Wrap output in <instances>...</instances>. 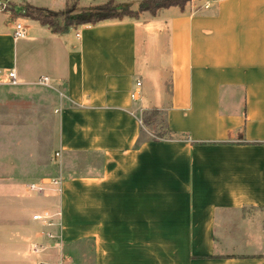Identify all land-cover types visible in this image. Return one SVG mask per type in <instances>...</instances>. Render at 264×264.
Instances as JSON below:
<instances>
[{"label":"crops","instance_id":"obj_1","mask_svg":"<svg viewBox=\"0 0 264 264\" xmlns=\"http://www.w3.org/2000/svg\"><path fill=\"white\" fill-rule=\"evenodd\" d=\"M24 19L0 11V87L14 72L11 87L55 92L59 168L15 177L4 161L0 264H264V0H196L63 35ZM154 109L175 137L137 146ZM244 210L262 217L228 232ZM46 213L51 224L34 219Z\"/></svg>","mask_w":264,"mask_h":264},{"label":"rangeland","instance_id":"obj_2","mask_svg":"<svg viewBox=\"0 0 264 264\" xmlns=\"http://www.w3.org/2000/svg\"><path fill=\"white\" fill-rule=\"evenodd\" d=\"M109 1L111 0H0V4L6 6L5 11L20 12L21 8L29 2L38 7H48L53 10L71 7L74 9V14H80L83 9L96 7ZM113 1L117 5L128 6L134 11L138 10L142 2L141 0ZM19 20L25 22L24 18H19ZM138 25L141 28L142 21L138 22ZM162 60L166 63L164 58ZM139 65L143 71L144 58L141 52ZM150 82L152 91L155 94L160 93L156 78H151ZM11 86L0 87V173L5 161L6 168L3 172L9 176L33 175L32 173L41 172L44 166L48 167V170L51 169L49 172L54 174L59 168V164L56 165L58 161L52 159L58 141L57 119L53 110L55 92L52 89L41 87L22 90ZM237 96L238 107H240L242 92L238 91ZM231 97L234 101V96L231 95ZM145 131L148 136H151L155 128L145 127ZM87 166H90V158H85L83 170L88 174L90 170ZM240 214L229 217L232 223L228 227V232L239 229L237 220L241 218L260 220L262 217L255 210H244ZM221 235L222 233L219 234L220 237ZM263 239L264 234H259L256 240L263 244ZM240 251H245V249Z\"/></svg>","mask_w":264,"mask_h":264},{"label":"trees","instance_id":"obj_3","mask_svg":"<svg viewBox=\"0 0 264 264\" xmlns=\"http://www.w3.org/2000/svg\"><path fill=\"white\" fill-rule=\"evenodd\" d=\"M138 10L134 11L128 6L117 5L113 0L96 7L83 9L80 14H74V9L67 7L62 11H54L45 7H37L26 3L20 10L11 11V18H26L39 22L48 27L52 33L63 35L72 28L81 26H96L106 21L123 20L124 18L139 19L142 13L156 16L161 10L171 7H185L195 0H141ZM143 129L138 141L141 145L145 141L159 142L172 140L175 134L169 129L165 113L154 109L143 112L141 115ZM145 127L155 128V132L148 136ZM216 258V257H214Z\"/></svg>","mask_w":264,"mask_h":264},{"label":"built area","instance_id":"obj_4","mask_svg":"<svg viewBox=\"0 0 264 264\" xmlns=\"http://www.w3.org/2000/svg\"><path fill=\"white\" fill-rule=\"evenodd\" d=\"M5 9H6V6H2L0 4V11H5ZM24 36H25V33H24V30H23L22 24H17V26H16V32H15V38L19 39V38H23ZM10 78H11V84L12 85H16L17 84V82H16V75H15L14 72H12L10 74ZM48 83H49V79L48 78H44L40 82L41 85H45V86H47ZM137 85H138V87H141V83H138ZM137 96H138V91L132 94V98L134 100L137 99ZM141 124H142V121H141ZM57 156H59V154H57ZM34 219L35 220H42L43 222H46V223L51 224L50 223L51 216L48 213H46V214H44L42 216H38L37 215V216L34 217Z\"/></svg>","mask_w":264,"mask_h":264}]
</instances>
